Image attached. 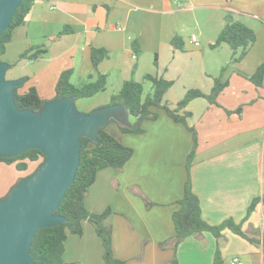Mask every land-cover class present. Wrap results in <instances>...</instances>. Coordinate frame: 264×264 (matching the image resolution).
I'll return each instance as SVG.
<instances>
[{
	"label": "crops",
	"instance_id": "1",
	"mask_svg": "<svg viewBox=\"0 0 264 264\" xmlns=\"http://www.w3.org/2000/svg\"><path fill=\"white\" fill-rule=\"evenodd\" d=\"M196 11L210 22L209 36L201 27L206 40L199 42L195 34L190 38L186 35L184 48H176L172 39L183 32L181 18ZM230 17L245 23L256 35L247 54L235 62L222 60L217 47L211 46L233 22ZM66 26L72 31L61 34ZM69 35L76 41L67 40L62 51H53L55 43ZM41 38L50 39L52 48L37 43ZM134 39L139 41L142 57L133 52ZM181 39L184 41L183 36ZM80 41L84 46L79 47ZM32 46L45 49L35 61L53 65L41 64L43 69L35 72L24 68L22 60H34L20 59V55ZM93 47L109 52L97 68L91 58ZM13 50H18L16 56ZM148 55H155L154 66L144 64ZM2 60L12 64L11 78L27 77L21 92L32 87L36 78L49 80L51 89L66 69H73L79 77L100 72L109 79L120 75L126 81L135 65L143 77L152 74L174 81L164 96L171 109L189 89L210 93L216 78L227 81L217 103L198 97L178 111L186 117L185 122L153 107L158 117L145 119L140 133L122 132L117 122L109 126L106 130L132 147L134 154L121 171L111 167L98 171L85 204L95 213L112 209L105 223L113 230L114 254L127 264H213L218 247L225 264H230L231 256H239L243 264H264V79L262 86L250 80L264 61V0H38L26 22L14 29ZM36 84L43 99L55 97L45 98L40 82ZM191 128L196 131L198 145L190 176L203 217L214 225L232 218L254 241L226 228L218 239L204 232L190 235L174 247L173 213L180 208L179 200L185 193L187 159L193 145ZM38 162L28 161V169L19 171L15 164L0 161L9 172L0 184V198L34 171ZM140 192L152 205L146 204ZM255 198L261 200L246 218ZM83 228L82 235H68L64 259L108 264L95 227L84 220Z\"/></svg>",
	"mask_w": 264,
	"mask_h": 264
},
{
	"label": "trees",
	"instance_id": "2",
	"mask_svg": "<svg viewBox=\"0 0 264 264\" xmlns=\"http://www.w3.org/2000/svg\"><path fill=\"white\" fill-rule=\"evenodd\" d=\"M36 1L38 0H23L22 4L16 10L10 26L0 36V59H2V55L6 52L7 43L11 41L14 29L26 22ZM71 31L72 28L66 26L60 33L63 34ZM255 40V32L249 26L241 21H233L226 25L211 46L219 47L223 43L230 45L234 50L232 61L235 62L243 59ZM172 42L176 48H183L181 37H174ZM131 45L133 52L139 55L141 52L139 41L134 39ZM239 50L240 53L238 54ZM44 52L45 49L41 46H32L20 55V59L35 60ZM108 56L109 52L107 49L99 47L92 48L91 58L95 68L98 67L100 62L108 58ZM72 74L73 69H67L62 72L56 86V95L53 99L63 96H75L76 100L88 98L107 89L108 76L105 73L99 72L96 75L89 74L86 79L82 80L78 85L71 82ZM144 79L153 83V91L151 93L144 96V83L129 79L124 81L119 93L114 94L109 103L103 105H124L130 116L136 118V122L130 123L129 126L120 124L115 119H111L110 122L115 121L118 123L122 132H142L143 128L141 125L145 119H156L158 117V113L152 110L153 107L164 108L174 120L185 122L186 117L178 114V111L186 107L191 100L198 97H204L211 103H217L218 95L228 84L227 81H223L218 77L215 79L214 86L210 93H204L200 89L191 88L186 92L184 97L179 100L177 107L171 109L168 104L164 103V96L166 91L173 85L174 81L152 74H146ZM263 79L264 61L250 77V80L257 86H262ZM26 80L27 77H24V83ZM22 86L17 87L15 90V99L18 107L35 111L40 110L47 100L40 96L36 87L32 86L27 91L21 92L20 89ZM106 127L107 125L100 130L97 142H93L86 137L82 138L80 164L75 179L67 189L61 204L56 210V213L66 217L67 221L56 226L40 228L37 231L31 244V256L36 263L78 264L77 262L66 261L64 259L65 242L70 233L82 235L84 233L83 221L88 220L95 227L97 235L102 240L105 249L104 259L106 263L127 264L125 260L118 258L114 254L113 230L110 225L105 223L106 218L112 213V209L108 207L102 212L95 213L89 211L85 204L89 187L95 181L98 171L107 167L114 168L115 170H122L127 161L134 154V149L132 147L119 141L106 130ZM191 130L193 132V145L187 159L188 178L186 181L185 193L179 200L180 208L173 213L176 227V234L172 239L174 247L177 248L188 236L194 234L201 235L204 232H210L218 239L222 236V231L226 228L242 237L254 241L253 238L248 237L242 230L241 224L236 223L232 218H228L222 223L214 225L203 217L200 199L192 189L190 176V168L194 161L198 145L196 131L193 128H191ZM45 159L46 157L39 149H28L22 154L14 157L0 156L1 162L15 164L16 169L19 171H26L28 169V161H39L36 167L37 169ZM140 195L144 198L148 206L152 205V202L146 195L142 192H140ZM260 200V198L252 200L248 207L246 218L255 209ZM162 246H165V242L162 243ZM213 264H225L219 247L216 250Z\"/></svg>",
	"mask_w": 264,
	"mask_h": 264
},
{
	"label": "water",
	"instance_id": "3",
	"mask_svg": "<svg viewBox=\"0 0 264 264\" xmlns=\"http://www.w3.org/2000/svg\"><path fill=\"white\" fill-rule=\"evenodd\" d=\"M22 1L0 0V36ZM11 68L12 64L0 59V156L39 149L46 159L0 198V264H38L31 256L32 241L40 228L67 221L56 210L75 179L82 138L97 142L100 130L111 119L129 126L130 114L121 104L82 112L75 96L47 100L38 111L21 109L15 90L24 79L7 78Z\"/></svg>",
	"mask_w": 264,
	"mask_h": 264
},
{
	"label": "rangeland",
	"instance_id": "4",
	"mask_svg": "<svg viewBox=\"0 0 264 264\" xmlns=\"http://www.w3.org/2000/svg\"><path fill=\"white\" fill-rule=\"evenodd\" d=\"M202 15L203 14H202L201 11H196L194 13L184 14L183 18H181V21L183 22L182 26H181V30H183V32H182L181 35H177V36H179L181 38L183 36V38H184L183 48H184V44L186 45V38H185L186 35H188V37L190 38L193 34H195L197 36V38L199 39V42H203L204 40H206V37L209 36L208 28L210 26V22L206 23L205 19H204V17ZM166 20H167V18H166ZM197 21L199 22V24L197 23ZM196 25L198 27H196ZM201 27H202L203 32L206 35V37L201 34V32H200ZM58 38H59V36L56 37V39H58ZM67 40L70 43L74 42V40L76 41V39L72 35L66 36L64 38L63 42L57 41L55 43V46L53 47V51H62V47L64 46V44H65V42ZM50 42H51L50 39L41 38V39L38 40L37 43H39L41 45H44L46 47V49H49L51 47L49 45ZM196 43H198V41ZM82 46H84V45L80 41L79 42V47H82ZM216 49H218V51H216V53L220 56V58L222 60H226V59H231L232 60V58L234 57V50L231 48L230 45H228L226 43H223L220 48L217 47ZM51 52H52V50L49 51V54H47L45 56V58H44L45 60L49 59V56L51 55ZM80 52H81V48H80ZM238 52L240 53V50ZM17 53H18V50H17V52L16 51L14 52V50H13V54L15 56L17 55ZM140 57H142V53L140 54ZM232 62H234V61H232ZM154 63H155V55H151V56L148 55L145 58V63H144L145 65L154 66ZM41 64H45V65L49 64V65H47V67H50V66L53 65V64H50L49 61H45L43 63H39L38 61H35V60L34 61L22 60V66L24 68L26 66V68L29 69V70L34 69V72L36 71L35 69H38V70H42L43 69V67H41ZM131 70H132L131 71L132 73L129 76V79H134V77H137L138 80L137 79H134V80L141 81V82L144 83V96H146L147 94L151 93L153 91V83L151 81L145 80L144 77L141 76V72H140L141 70L140 69H135V65L133 66V69L131 68ZM12 72L13 71H11V70H9L7 72V78H11L12 77ZM61 74H60V76H61ZM60 76L58 78H56V82H54V85L53 84L51 85V89H50V87L48 85L49 80L43 82L41 80V78H36L35 80H33V82H31L30 86H34V85L37 86L36 83L39 81L40 85H41V89H40L41 93L44 95L45 98H49L52 94L53 95L56 94V86H57V83H58V80H59ZM116 76L114 75L110 79L108 78L107 89L105 91L99 92V93H97L96 95H94L92 97L77 99L76 100V104H77L78 109L80 111H82V112H90L93 109L102 107V105H105L106 103H109L111 97L114 94L119 93V91L121 90L122 85H123V83L125 81L124 79L123 80L120 79V77H119L120 75L118 77H116ZM86 77L87 76L79 77L77 75H74V70H73V74H72V77H71V82L76 84V85H78L82 80L86 79ZM164 103L168 104V106L170 105V103L168 101H165ZM162 109H164V108H162ZM129 122L130 123H135L136 122V118L133 117V116H130ZM115 123H116L115 121L110 122L109 124H107L106 129L109 128V126H111L112 124H115ZM117 171H121V170H117ZM32 172H30V173H32ZM8 175H9L8 170L0 165V184L4 183V181L7 179ZM235 257H238L241 261H243L239 256H235ZM232 259H233V257L231 256L229 258V262Z\"/></svg>",
	"mask_w": 264,
	"mask_h": 264
},
{
	"label": "built area",
	"instance_id": "5",
	"mask_svg": "<svg viewBox=\"0 0 264 264\" xmlns=\"http://www.w3.org/2000/svg\"><path fill=\"white\" fill-rule=\"evenodd\" d=\"M118 28L120 29V27H118ZM192 40H193L194 42H197L195 36L192 37ZM230 264H243V262H242L238 257H234V258L230 261Z\"/></svg>",
	"mask_w": 264,
	"mask_h": 264
}]
</instances>
